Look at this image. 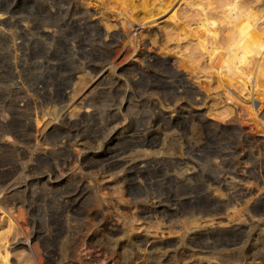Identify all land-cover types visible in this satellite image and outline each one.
Wrapping results in <instances>:
<instances>
[{"label": "rangeland", "instance_id": "374dc122", "mask_svg": "<svg viewBox=\"0 0 264 264\" xmlns=\"http://www.w3.org/2000/svg\"><path fill=\"white\" fill-rule=\"evenodd\" d=\"M4 2L0 0V5ZM101 2L87 0L86 6L93 9L90 19L100 24L104 36L122 30L120 17H131L134 22L145 24L140 29L139 47L135 46L133 55L125 61L133 66L121 75L128 81L125 85L128 88L108 84L87 96L85 102L98 106L100 115L96 121L84 120L59 128L57 137L71 145L65 152L31 161L27 147L33 148V140L19 141L20 146L15 150H0V169L6 171L0 179L21 181V188L12 192V200L16 208H23L24 217L29 219L28 229L39 233L52 254L66 250V262L71 264H264V225L263 228L255 225L233 230L213 227L216 224L195 227L202 224V213L218 207L208 203L207 197L215 193V197L223 198L222 194L227 191L210 184L214 179L234 177L242 181L239 187L245 188L248 195L238 206L240 212L256 202L259 194L264 195V57L255 56L252 67L247 68L248 72L246 69L247 77H219L208 53L210 45L217 40L208 32V27L218 33L217 44L222 46L231 20L224 16L234 4L262 16L257 26L264 35V0H116L111 5L114 7L108 9ZM112 12L118 13L113 15ZM207 18L216 22L209 25ZM0 35V114L9 113L11 123L7 129L11 132L26 129L32 111L17 110L19 97L30 92L39 99V112L57 118L63 112L61 108L64 110L70 103L64 91L76 87L78 77H89L94 69L109 65L114 55L111 46L101 45L94 55L78 57L61 66L56 65L57 58L48 50H54V46L48 48L44 43H37L26 54L18 53L11 39ZM202 40L206 48L201 46ZM127 44V38L122 39L120 47ZM143 54L155 55L159 63L148 62L149 55L145 62L140 60ZM173 60L177 62L174 68L170 66ZM35 82L44 88L40 93L34 90ZM185 84L188 85L182 87ZM151 85L158 86L157 91L146 92ZM159 101H163L162 105ZM179 106L185 110L193 108V114L182 116L178 113ZM247 108L251 113H246ZM55 109L58 110L55 112ZM196 113L204 115V125L193 119ZM238 116L242 129L231 121ZM111 117H117L113 137L112 127L106 125L107 118ZM143 138L148 141L158 138L156 141L161 145L154 148L167 158L153 164L143 174L132 168L126 177L120 176L121 168L109 167V162L138 149L135 145ZM55 166L62 170V175L49 179ZM26 168L31 169L25 172ZM116 185L125 189L124 192L120 193ZM114 225L120 226L122 231L110 233ZM7 229V223L0 221V233ZM162 229L166 234L170 231L172 237L178 236L180 241L171 239L176 240L173 241L175 246L164 248L155 259L147 257L150 252L143 250L146 254L136 261L133 255L135 257L136 251L143 248L139 240L148 239ZM7 235L11 238V262L28 263L26 252L20 246L19 231L8 230ZM222 248L225 250L220 252Z\"/></svg>", "mask_w": 264, "mask_h": 264}, {"label": "bare ground", "instance_id": "6f19581e", "mask_svg": "<svg viewBox=\"0 0 264 264\" xmlns=\"http://www.w3.org/2000/svg\"><path fill=\"white\" fill-rule=\"evenodd\" d=\"M107 1L108 0L103 2V0H102L101 3H103L104 7H106L107 9L114 7L111 5H113L114 1L116 2V0H113V1L109 0V2H107ZM118 1H120V0H118ZM4 3L5 4L0 5V34H3L4 36L7 35L11 39V43L13 44L14 51H16L18 53L19 52H21V53L25 52V54H26V51L29 50L30 47L32 48V46H35L37 43H38V45L41 43H44V44H46V46H48V48H49V46H54V50H52L51 48L48 50H51L50 53H52L53 56L55 58H57L56 65H61L64 63L66 64L69 61H71L70 63H72V61L76 60L78 57H80V58L86 57L87 58L88 55H91V54L94 55L97 47L99 49V46H101V45H107V46H111L113 48L112 51L114 52V55L112 56V59L110 58L111 61L109 62V65L105 66V64H104L103 68L94 69L92 71L93 73H91V75L88 74L89 77L86 75L88 78L83 77L81 75L82 77H78L79 81L76 80L77 84H74V85H76V87L75 86H74V88L72 87L73 89L70 91H67V92L64 91L65 97L67 94V96L70 98V103L68 102L69 105L67 107L65 106L64 110H63V107L61 108L63 112L61 114H59V116H57V118L55 116H54L55 117L54 118L51 114L47 115L46 113H44L42 111L39 112V108L37 105V104H39V102H38L39 99L37 100V98L35 96H33L30 92H29L30 94L27 93V95L23 96L22 98L19 97L18 103H16L17 104V110L20 112H23V113L26 111L29 112V110L32 109L30 116H28L29 120L25 124L26 129H23L19 132H15V131L11 132L9 129H7V125L9 123H11L10 122V116L8 115L9 113L6 114L7 112L6 113L2 112L3 114H0V150H6L7 151L8 149L10 150V148L15 150V149H18L20 146L19 141L26 140L27 142H29V141L33 140L34 141L33 148L31 149V148L27 147L28 148L27 151H28V153H30V156H28V157L30 158L31 161L38 160L41 157L52 158L55 154H58L62 151L65 152V150L71 146V145L70 146L67 145L66 140H63V138L61 140L57 137V134H58L57 132L61 126L66 125V124H72V125L76 124L77 125V124H80L81 122H84V120H95L100 115L99 114L100 112L97 109L98 106L96 107V106L90 104L92 102H90V103H87L88 101L85 102L86 98L89 94H92L93 92H95L99 89H103L108 84H110V85L114 84V86L115 85L118 86V84H121V86H123V85L125 86L128 84V81L122 79L121 75L123 73H125L130 67L133 66V63H131V62L126 63L125 61H127L133 55V53L136 49L135 46H138L139 41H140L139 40L140 39L139 34L141 35L140 29L145 24H143L142 21L140 22L138 20H137V22H134L131 19V17H129V18H126V17L121 18L120 17V18H118V22H119L122 30L110 32L104 36V34L102 32L103 30L100 27V24L96 23L92 19H90L91 18L90 15L93 13V9L86 6L87 0H5ZM121 5H122V3H121ZM226 11L227 12H226L224 17L231 19V20H229L230 27L228 28L229 31L226 33V35H227L225 37L226 40L224 41L222 46L218 45L217 44V40H218L217 34L218 33L215 30L213 31L210 28L211 26L208 27V32H210V34L212 33V35L214 34L215 38L217 39V40H215L216 42L214 44L210 45V50L208 51V53L211 56L210 58L212 59V62H213L212 63L213 68L217 71V74L219 77H224V75H225V76H230V77L237 76V77L242 78V77L247 75L246 69L247 68L249 69L250 67H252L250 65L252 64V61L255 60L254 58H256L255 57L256 55H262L264 57V35L261 34V32L259 31V28L257 26V24H258L259 20L262 18V16L261 15L259 16L258 13H256V12L254 13V11L252 12L249 10L246 11L244 9H241L237 4H234V7L232 6L231 9H228ZM117 13L115 12V13H113V15H117ZM121 14L122 13H119V15H121ZM215 22L216 21L210 20L209 18L206 19V23L209 25L214 24ZM7 36H6V39L8 38ZM125 38H127L128 44L122 48V47H120V42L122 41V39H125ZM201 39H203V38H201ZM6 41H8V39ZM57 45H59V46H57ZM10 46H11V44H10ZM148 46H150V45H148ZM201 46H203V48H206V43L203 42V40L201 41ZM58 47H61V49L59 48L60 50L58 49L59 51H57ZM148 49L151 52V50H152L151 46ZM21 53H20V55H21ZM14 54H16V53H14ZM96 55H97V53H96ZM148 55L144 56V54H143L144 57H142V55H140L139 58H141L140 60L144 61ZM154 56H153V54L149 55L147 57L148 58L147 61L149 60L148 62L155 61V62L159 63L158 58H156V56L155 57ZM14 57H15V55H14ZM17 57L18 56H16V58ZM94 58H95V56H94ZM150 58H152V60ZM83 59H85V58H82V60ZM96 60H97V57H96ZM66 61H68V62H66ZM91 61H93V60H91ZM161 63H163V62H161ZM176 63H177L176 60H173V63H171L170 66L174 68ZM73 64H74V62H73ZM75 64H76V62H75ZM80 64H82V63H80ZM158 65L160 66V64H158ZM158 65H156V67ZM161 65H163V64H161ZM61 66H63V65H61ZM82 68H81V70H82ZM248 69H247V72H248ZM83 70H85V69H83ZM36 72H38V71H36ZM85 74H87V73H85ZM85 74H83V75H85ZM255 80L257 81V77L255 78ZM184 81H185V79H184ZM256 81L254 84L255 86L257 83ZM36 83L37 82H35V84ZM39 84L40 83L35 85L34 90L36 92H39V90L44 89ZM187 85L188 84H185L182 87H184V86L186 87ZM125 87H127V86H125ZM84 88H85V90H83ZM157 89H158V86L151 85L145 91L153 93V92H155V90L157 91ZM229 89L233 90V87L230 86ZM178 91H179V87H178ZM49 92L50 91H48V93ZM174 92H175V89H174ZM44 93H47V92L45 91ZM186 93H188V92H186ZM193 93H195V92H193ZM125 94H126V92H125ZM36 95H37V93H36ZM131 95H133V94H131ZM176 96H178V95H176ZM161 98H163V97H161ZM172 99L175 101L173 96H172ZM123 100H125V99H123ZM166 100H167V98H166ZM163 101H165V99ZM163 101H161V102L159 101L161 103V105H162ZM171 104L173 105V103H171ZM154 106H155V104H154ZM159 106L160 105H158V107ZM191 109H193V108H191ZM191 109L185 110L184 107H182V108L180 107V110L178 109L179 110L178 113L180 112L179 114H181L182 116L188 117V115H190L192 113ZM57 110L55 109V112ZM4 112H5V110H4ZM41 112H42V114H41ZM158 112H159V110H158ZM249 112L251 113V109L247 108L246 113H249ZM57 113H55V114H57ZM161 113H163V111H161ZM13 114H14V112H13ZM163 119H164V117H163ZM193 119L198 120L203 125L205 124L204 123L205 122L204 115L196 113L193 115ZM116 121H117V117H111L109 119L107 118V120H106L107 127L108 126L112 127V130H111L112 137L114 136L113 134L115 133V130L117 129V128L115 129V126H113V125H115ZM166 121H167V119H166ZM231 121L234 124H237L236 125L237 127L241 128V129L243 128V123H242L241 119L239 118V116L232 119ZM116 125H117V123H116ZM169 125H170V123H169ZM8 127H9V125H8ZM84 131L85 130H83V132ZM61 133H63V131ZM156 140H158V138L155 140H150V141L144 139V140L138 141V143L136 142L137 144L135 146L139 147L138 149H135L132 152L130 151L131 153H128V154L126 153L127 155L121 156L120 158H118V160H113V162H109L108 163L109 167H112L115 169L121 168L119 171V172H121L120 176L123 175L124 177H126L125 174L128 175L127 172L132 168H137L138 169L137 171H139V174L140 173L143 174L150 166H153V164L154 165L159 164V162L161 163L164 160V158L166 157V156H164L165 155L164 153H162L159 150L154 148L158 145H161L160 144L161 142H158L159 140L158 141H156ZM134 144H135V142H134ZM134 144H133V146H134ZM22 146L24 147L25 145H22ZM19 153H17V154L19 155ZM168 153H169V151H168ZM122 154H124V153H122ZM7 155H8V153H7ZM23 155H25V154H23ZM72 156H73V154H72ZM109 157H111V156H109ZM183 157H184V155H183ZM76 159H78V158H76ZM26 160H27V158H26ZM27 162H29V161H27ZM31 166H33V165H31ZM4 169H0V175H2L3 173L6 172ZM28 169L26 168L25 172H27ZM24 175H25V173H24ZM61 175H62V170H60L59 167L55 166L53 168V170H51V173H49V179L59 178V176H61ZM5 177H6V175H5ZM5 177H4V179H5ZM21 179H23V178H21ZM30 179H31V177H30ZM139 180H141V179H139ZM18 181H19V178H18ZM240 181L238 179H235L234 177L219 178V179H214V180L210 181L211 182L210 184L215 185L217 187H222L227 191L223 194L221 192V194L223 195L222 196L223 198H219L218 196H217L218 198L215 197L216 196L215 193H214V196H211V197L208 196L207 197L208 203H211V204L218 206V207L214 208L213 210H211L209 212L202 213L200 216V219H202V220H200V221H202V224L196 225L195 226L196 228H199L200 226H203V227L213 226L214 224H216V226L214 225L213 227L221 228V229H227V230H231V229L233 230V228H235V227L251 228L252 226H255V225H258V226L264 225V206H263V208H262V206H260V205H264V195L263 194H259L257 196L256 202L254 201L253 204H250V205L248 204L246 206V208L243 210L244 212L241 211L242 212L241 213L238 210V206L241 205L242 201H244L245 197H247V195H248V191H245V188L239 187L241 184ZM19 182L21 183V181H19ZM20 183L16 182V180H12L9 182V181H7V179L6 180L0 179V221H5L7 223V227H9V229H7L4 233H0V264H14L10 260L11 259V257H10L11 243H9V241L11 238H9L7 235L8 230L9 231L14 230V232L19 231L20 236H21V240H22V242L20 243V246L23 247V250L26 252L25 253V259H26V261H28V263H26V264H71L70 262H68V263L66 262V250H63V251L61 250L59 252H54V254H52L50 249H48L45 246V244L42 242L39 233L38 234L33 233L30 231V229H28V227H27L28 221L27 220H29V219L26 220V218L24 217L23 208L22 207H20L19 209L16 208L17 205L12 200V194H14L12 192L13 191L17 192L18 188L21 186ZM237 187H239V188H237ZM115 188L117 190H119L120 193L124 192V190H125V189L123 190V188L120 187L119 185H116ZM76 194H78V193H76ZM62 202H64V201H62ZM23 204H22V206H23ZM259 207H261L262 209H259ZM149 216H152V215H149ZM154 217H156V216H154ZM113 227L114 228L112 230H110V233L118 234L122 231V228L120 226L114 225ZM262 228H263V226H262ZM262 228H261V230L264 229V228L263 229ZM9 233H11V232H9ZM167 233L168 234H166L165 230L162 229L161 232H157L156 234H154L153 236H151L148 239L139 240L140 241L139 245H142L143 248L139 249V250L134 248L135 250H137L136 252H138V253L135 255V257L133 255V258L136 261L138 259L142 258V256H144V254H146L143 250L150 252V255H147V257L150 256L154 259H155V257L158 258L160 251H162L164 248H166L168 246L176 244V243H174L176 240L174 241L171 239H175L178 236L177 237L176 236L175 237L170 236V234H171L170 231H167ZM108 243H109V240H108ZM142 246H140V247H142ZM112 247H114V246H112ZM141 250L143 251V253ZM224 250H225V248H222V249H220V252H223ZM226 254H228V253H226ZM73 255H74V253H73ZM154 255H156V256H154ZM221 255H224V253H221ZM89 257H91V256H89ZM143 258H145V257H143ZM225 258H227V257H225ZM183 260H185V259H183ZM19 264H22V263H19ZM198 264H201V263H198Z\"/></svg>", "mask_w": 264, "mask_h": 264}]
</instances>
